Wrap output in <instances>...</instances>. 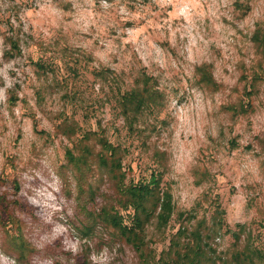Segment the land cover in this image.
Here are the masks:
<instances>
[{"label":"rangeland","instance_id":"1","mask_svg":"<svg viewBox=\"0 0 264 264\" xmlns=\"http://www.w3.org/2000/svg\"><path fill=\"white\" fill-rule=\"evenodd\" d=\"M145 88L130 130L120 96ZM95 132L123 183L172 195L140 249L99 216L124 197ZM263 223L264 0H0V264H168L180 226L220 262Z\"/></svg>","mask_w":264,"mask_h":264},{"label":"trees","instance_id":"2","mask_svg":"<svg viewBox=\"0 0 264 264\" xmlns=\"http://www.w3.org/2000/svg\"><path fill=\"white\" fill-rule=\"evenodd\" d=\"M257 40L260 41L259 38ZM13 45L17 46L15 43ZM156 96L157 93L148 88L142 91L136 89L129 90L121 94L119 104L123 108V114L127 116L130 112H134L133 116L135 117L132 120H127L130 130L134 128L136 115L148 109L151 100ZM91 136L98 137V143L102 147L98 158L100 166L109 170L114 181H120L119 184L122 183L118 185V190L122 197H124V199H119L118 204L120 207L102 209L99 216H103L104 220L112 224L125 238L136 245L137 249H140L145 224L156 213L159 226H166L171 220L174 213L172 195L169 191L162 189V175L156 171H153L147 179L137 182L130 180L129 184L123 183L125 179L124 173H116L117 169L122 170V160L119 154V150L121 149L115 146L104 134L95 132L93 135H88V138H91ZM69 157L75 165L80 162L71 153ZM81 162L86 163L83 160ZM122 210L131 211L127 217L129 221L124 222L125 215L121 212ZM220 222L223 224L221 218ZM13 225L16 227L15 223ZM16 229L18 233L14 236L13 240L14 242L21 240L18 242H20L21 250L24 251L26 244L21 236V227L17 225ZM212 233L217 235L216 232ZM233 236L238 242L240 241L241 236L239 233L233 232ZM206 239L200 228L190 232L187 227L180 226L178 232L171 239L168 252L166 253V256H170L168 264H264V242L257 245L248 239V241H245V246L241 251L237 250L232 254V259L219 258V262L215 258V255L211 253L213 249ZM160 259L161 256L151 264L158 262L162 264ZM83 264L89 263L85 262Z\"/></svg>","mask_w":264,"mask_h":264}]
</instances>
